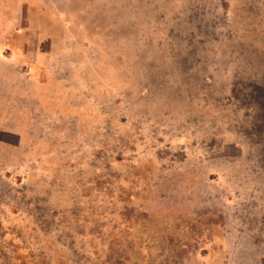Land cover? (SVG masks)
I'll list each match as a JSON object with an SVG mask.
<instances>
[{"label":"rangeland","instance_id":"rangeland-1","mask_svg":"<svg viewBox=\"0 0 264 264\" xmlns=\"http://www.w3.org/2000/svg\"><path fill=\"white\" fill-rule=\"evenodd\" d=\"M0 264H264V0H0Z\"/></svg>","mask_w":264,"mask_h":264}]
</instances>
